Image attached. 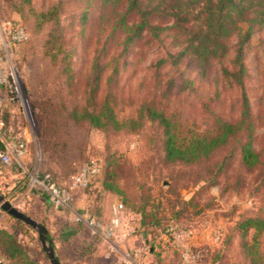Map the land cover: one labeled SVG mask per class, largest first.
<instances>
[{
  "label": "rangeland",
  "instance_id": "rangeland-1",
  "mask_svg": "<svg viewBox=\"0 0 264 264\" xmlns=\"http://www.w3.org/2000/svg\"><path fill=\"white\" fill-rule=\"evenodd\" d=\"M53 6L57 18L43 22L38 15ZM101 6L102 0H0V18L20 22L28 33L10 54L23 104L3 102L9 162L0 158V193L46 227L63 264H141V256L151 264H178L180 252L166 234L171 226L191 231L184 244L199 252V264H251L242 244H258L264 255V232L251 230L243 238L238 226L264 217V30L257 29L244 49V85L260 164L248 169L242 163L243 134L198 163H169L158 124L145 120L135 132L101 130L74 114L89 106L94 91L95 107L109 100L120 121L152 104L181 136L208 135L215 118H240L242 90L222 76L223 68L232 67L238 37L228 40L232 50L225 59L205 69L190 57L177 67L163 65L162 59L171 61L169 55L180 49L170 31L153 41L145 36L125 51L122 40L104 32L110 4L107 10ZM99 73L100 81L91 85ZM21 144L26 153L18 158L13 147ZM88 165L99 171L86 188L72 189V177ZM119 205L120 224L112 230ZM130 227L146 232L137 256L115 244L123 243ZM0 229L18 239L29 260L50 264L37 233L1 208ZM2 250L4 264H18L5 261Z\"/></svg>",
  "mask_w": 264,
  "mask_h": 264
},
{
  "label": "trees",
  "instance_id": "trees-1",
  "mask_svg": "<svg viewBox=\"0 0 264 264\" xmlns=\"http://www.w3.org/2000/svg\"><path fill=\"white\" fill-rule=\"evenodd\" d=\"M24 2L30 4L31 0ZM109 4L111 16L107 24L108 28L111 27L104 32L122 40L125 51L134 43L144 40L145 36L153 41L167 31L173 34L172 39L180 49L169 55L171 61L162 59L160 62L163 65L177 67L183 58L190 57L205 69L231 53L228 40L237 36L232 67L223 68L222 76L230 86H237L242 90L240 118L235 122H228L217 117L212 133L183 137L171 118L152 104H143L135 118L120 121L109 100L105 99L100 107H95L94 91L88 100L89 106L80 115L75 113L74 117L78 121L88 122L94 128L114 131H138L145 120L156 123L163 129L165 158L169 163H198L243 134L246 137L240 145L242 163L248 169H255L260 164V155L253 147L254 125L244 85L248 76L244 49L257 29L264 30V0H102L101 7L107 10ZM57 16L56 6L38 15L43 22H51ZM159 20L171 24L163 26L158 23ZM114 72H117V68ZM100 79L101 73L90 84H98ZM4 149L0 142V152H4ZM238 227L243 238L251 230L261 234L264 232V217L248 218ZM0 247H3L1 253L7 262L36 264L28 259L18 239L5 229H0ZM242 247L251 264H264V255L259 252L258 244L251 245L245 240Z\"/></svg>",
  "mask_w": 264,
  "mask_h": 264
},
{
  "label": "built area",
  "instance_id": "built-area-1",
  "mask_svg": "<svg viewBox=\"0 0 264 264\" xmlns=\"http://www.w3.org/2000/svg\"><path fill=\"white\" fill-rule=\"evenodd\" d=\"M28 33L26 28L17 21H10L0 18V142H2V131L5 128L3 102L9 100L12 102H22L23 104V88L21 79L17 70L10 63V54L15 47L26 42ZM14 155L18 158L26 153L24 145L13 147ZM0 158L4 163L9 162V157L5 152H0ZM99 171L96 165H88L81 173L75 175L71 179V188H86L90 184V179ZM56 197L59 196L55 189ZM123 206L119 205L114 208V218L112 220V230L120 224V212ZM168 234L174 241L177 250L180 252V261L178 264H199V252L190 250L185 246L184 242L192 233L190 230L181 229L178 226H171L166 229ZM219 238V237H218ZM0 264H3L0 259Z\"/></svg>",
  "mask_w": 264,
  "mask_h": 264
},
{
  "label": "water",
  "instance_id": "water-1",
  "mask_svg": "<svg viewBox=\"0 0 264 264\" xmlns=\"http://www.w3.org/2000/svg\"><path fill=\"white\" fill-rule=\"evenodd\" d=\"M0 208L1 210H3L5 214H7L13 219H16L24 223L25 225H27L37 233L38 239L41 243V246L47 258L50 261V264H63L55 252L53 242L49 238V234L46 227L42 223L38 222L29 215L20 211L13 204H11L1 193H0Z\"/></svg>",
  "mask_w": 264,
  "mask_h": 264
},
{
  "label": "crops",
  "instance_id": "crops-1",
  "mask_svg": "<svg viewBox=\"0 0 264 264\" xmlns=\"http://www.w3.org/2000/svg\"><path fill=\"white\" fill-rule=\"evenodd\" d=\"M7 101H9V100H7ZM6 142H7V140L2 137V142L1 143L3 144L4 147H6V144H7ZM129 230H130V232L128 231V233H127L128 236L125 237V238H122L123 243L122 244L121 243H115V244H116V247L117 248H119V245L120 246H124V248L126 249V251H129L132 254L135 253V255L137 256V254H141V252H142V248L140 247V244H141L140 242H141L142 237L145 236L146 232L143 231V229L138 230L137 232H135L133 230V228H131V227L129 228ZM144 243H145V245H149V239L145 238L144 239ZM103 248L104 247H101L100 246V247H98L97 250L98 251L99 250H103ZM111 249H113V248H111ZM153 249L154 248H151L150 255L148 257H152ZM142 257L143 256H141V260L143 259V261L141 262V264H151L150 262L147 263L148 260L146 261V258H142ZM164 257H165V255H163V258ZM164 264H166V263H164Z\"/></svg>",
  "mask_w": 264,
  "mask_h": 264
}]
</instances>
